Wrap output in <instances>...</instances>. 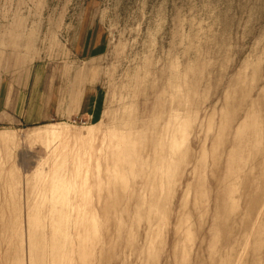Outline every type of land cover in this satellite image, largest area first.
I'll return each mask as SVG.
<instances>
[{"label": "rangeland", "instance_id": "374dc122", "mask_svg": "<svg viewBox=\"0 0 264 264\" xmlns=\"http://www.w3.org/2000/svg\"><path fill=\"white\" fill-rule=\"evenodd\" d=\"M35 61L0 264H264V0H0V79Z\"/></svg>", "mask_w": 264, "mask_h": 264}, {"label": "crops", "instance_id": "0c3cea01", "mask_svg": "<svg viewBox=\"0 0 264 264\" xmlns=\"http://www.w3.org/2000/svg\"><path fill=\"white\" fill-rule=\"evenodd\" d=\"M36 61L29 67L20 72H8L3 74L0 79V124H16L24 122L26 125L34 126L54 118L51 99L40 92L42 77L36 70ZM62 78V88L68 87V93L60 98L62 104L66 103L72 92L69 91L70 79ZM82 77L76 81L73 88L78 91L84 85ZM87 86H85L86 88ZM86 94V93H85ZM84 96L78 101V107L73 109L75 115L80 113L84 107ZM65 95V94H64ZM14 107V108H13Z\"/></svg>", "mask_w": 264, "mask_h": 264}, {"label": "bare ground", "instance_id": "6f19581e", "mask_svg": "<svg viewBox=\"0 0 264 264\" xmlns=\"http://www.w3.org/2000/svg\"><path fill=\"white\" fill-rule=\"evenodd\" d=\"M53 133V132H52ZM53 135V134H52Z\"/></svg>", "mask_w": 264, "mask_h": 264}]
</instances>
